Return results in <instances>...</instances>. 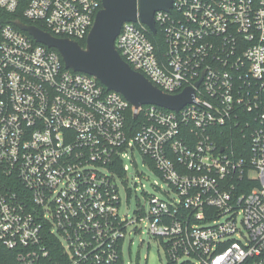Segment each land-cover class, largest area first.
I'll use <instances>...</instances> for the list:
<instances>
[{
	"label": "built area",
	"instance_id": "obj_1",
	"mask_svg": "<svg viewBox=\"0 0 264 264\" xmlns=\"http://www.w3.org/2000/svg\"><path fill=\"white\" fill-rule=\"evenodd\" d=\"M102 8L0 0V264H125L145 222L169 264H264V0H173L154 16L163 49L123 24L134 71L165 94L194 89L179 111L136 110L16 26L86 46ZM136 153L168 192H144L129 219L117 179Z\"/></svg>",
	"mask_w": 264,
	"mask_h": 264
},
{
	"label": "water",
	"instance_id": "obj_2",
	"mask_svg": "<svg viewBox=\"0 0 264 264\" xmlns=\"http://www.w3.org/2000/svg\"><path fill=\"white\" fill-rule=\"evenodd\" d=\"M102 5L85 47L75 41L55 38L23 22H17L16 26L38 43L56 49L67 69L96 77L108 90L122 94L136 110L156 105L179 111L193 103L194 89L187 88L177 95L165 94L144 75L134 71L116 49V39L124 23L140 22L155 34V13L170 11L173 0H102Z\"/></svg>",
	"mask_w": 264,
	"mask_h": 264
},
{
	"label": "rangeland",
	"instance_id": "obj_3",
	"mask_svg": "<svg viewBox=\"0 0 264 264\" xmlns=\"http://www.w3.org/2000/svg\"><path fill=\"white\" fill-rule=\"evenodd\" d=\"M124 164L128 167V174L117 179L121 197L120 214L135 219V212L145 205V193L165 199L168 187L153 170L144 165L139 153L135 154L134 160L125 159ZM146 224L138 225L142 228L140 233H130L126 237L123 247L125 264H169L159 242L147 233Z\"/></svg>",
	"mask_w": 264,
	"mask_h": 264
},
{
	"label": "trees",
	"instance_id": "obj_4",
	"mask_svg": "<svg viewBox=\"0 0 264 264\" xmlns=\"http://www.w3.org/2000/svg\"><path fill=\"white\" fill-rule=\"evenodd\" d=\"M19 18L26 22V20L24 18H22V17H19ZM27 23H29V22H27ZM150 39L156 45L157 49H163L164 48V46H165L164 45V40H163L162 35H161V33L159 31L156 34L151 35ZM80 43H81V45L83 47H85V42H80ZM236 136H237L236 137L237 143L238 144H241V143L243 144L242 137L238 136V134ZM231 138L232 137H227V138L225 137L223 140H224V142H229V144L232 145V144H234L233 143L234 140L231 139Z\"/></svg>",
	"mask_w": 264,
	"mask_h": 264
}]
</instances>
